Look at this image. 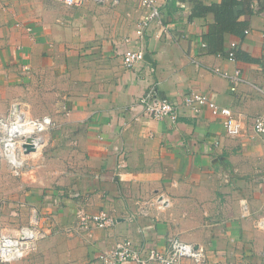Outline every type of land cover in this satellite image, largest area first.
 <instances>
[{
    "label": "crops",
    "instance_id": "crops-1",
    "mask_svg": "<svg viewBox=\"0 0 264 264\" xmlns=\"http://www.w3.org/2000/svg\"><path fill=\"white\" fill-rule=\"evenodd\" d=\"M156 3L161 21L139 38L148 10L134 0H0V117L18 102L58 126L43 154L50 179L23 176L0 190V223L29 225L36 214L49 233L18 264H102L98 254L121 239L164 249L172 236L202 248L207 264H264V135L253 128L264 114V0H237L235 20L222 24L213 14L190 20L191 0L172 15L168 0ZM229 21L245 26L240 35L224 30ZM232 43L236 61L227 58ZM128 48L152 62L126 68L120 52ZM213 68L240 69L246 81L233 93ZM151 91L175 104L192 91L209 95L244 120L245 132L226 136L207 109L182 111L176 122L147 117L137 102ZM157 198L169 201L165 211L130 222ZM79 210H105L116 225L63 245L57 233Z\"/></svg>",
    "mask_w": 264,
    "mask_h": 264
},
{
    "label": "built area",
    "instance_id": "built-area-1",
    "mask_svg": "<svg viewBox=\"0 0 264 264\" xmlns=\"http://www.w3.org/2000/svg\"><path fill=\"white\" fill-rule=\"evenodd\" d=\"M71 6L76 4V0H58ZM104 2L105 0H95ZM142 8L148 10V14L141 21L136 35L142 38L154 21H161V14L156 0H134ZM118 3V0H113ZM248 34V31H245ZM128 38L125 42L129 43ZM205 46V45H204ZM237 43L230 44L227 58L230 61L237 60ZM123 64L126 68H134L137 64L145 61V51L142 49H125L120 52ZM213 72L228 80L231 92H236L238 87L245 83L240 69L234 72L225 71L221 68H213ZM137 105L143 108L145 116L162 121L168 119L176 122L182 111L199 115L204 109L209 110L212 115L221 118L226 136L230 138L241 137L245 132V122L234 112L216 103L213 97L192 91L182 97L180 104H175L172 100L162 98L151 91L140 98ZM19 111V113H18ZM56 124L53 119L46 116L41 118L29 117L26 110L18 102L13 103L7 117H0V160L2 157L8 160V164L15 170L23 168L22 158L25 154L24 145L31 139V143L36 151L39 146L42 150L46 145L45 133ZM253 128L256 134L264 135V114L253 119ZM118 171H123L124 162L117 166ZM16 175L20 174V171ZM156 207L159 211H165L169 207V201L157 198L155 201H147L142 204L141 209L130 217V222L140 223L143 218H147L151 208ZM77 223L64 228V231L73 235L90 232L93 228L108 230L116 225V219L107 211L102 210L96 214H87L84 210L77 213ZM258 226L264 229V219L258 221ZM139 233L145 234L147 230L139 225ZM49 235L40 228L39 219L34 215L28 226H23L17 235L0 234V261L13 262L21 259L36 245L40 239H45ZM97 259L102 264H207V257L202 248H196L193 244L182 241L179 237L172 236L167 240L164 249L157 247H147L135 244L131 239H121L114 247L102 251ZM264 261V258H263Z\"/></svg>",
    "mask_w": 264,
    "mask_h": 264
},
{
    "label": "rangeland",
    "instance_id": "rangeland-1",
    "mask_svg": "<svg viewBox=\"0 0 264 264\" xmlns=\"http://www.w3.org/2000/svg\"><path fill=\"white\" fill-rule=\"evenodd\" d=\"M9 112L5 117H7L9 115ZM28 116L31 117L30 115H28ZM53 121H54V119H53ZM54 123H55V121H54ZM54 129H58V126L55 125L54 127H51L50 130H48L45 133L44 140L46 139V145L42 150L40 149L37 153L36 152L30 153L29 155L24 156L22 158L24 166H23V168H21L19 170L20 171L19 175H16L18 170L11 168V166L8 164V160L6 158L2 157V159L0 160V190H3L4 187L6 186V183H8V182L11 184V186L13 184L15 185V184L20 183L21 182L20 180L23 176L27 177V179L29 181H33V182H35L36 179L37 180H45V181H48L50 179V177H49L50 174H48V173H50V171L47 168L43 169V167H45V165H44L45 159L43 158V154H44L45 149L48 146L49 136L51 135V132ZM46 172H48V173H46ZM49 183L53 184V181H49ZM56 184L57 183L55 182L53 184V186H56ZM2 216H3V211L0 208V217H2ZM2 222L3 223H0V234H4V235H17L18 231L23 226H28L26 224V225H18L16 227H13L12 226L13 223L10 225H5V222L4 221H2ZM71 226H73V225H71ZM66 227H69V226H64L61 229V231H59L57 233V235H59L60 238L62 239L61 240L62 242H60V243L63 245H64V243H68L69 241L75 239L73 234H70V233H67L64 231V228H66ZM47 237L45 239H41V240L39 239L36 242L35 247L33 249H31L26 255H24L23 258L18 259V260L13 261V262H2V261H0V264H18L22 260L31 259L32 257L35 256L38 245L47 241L48 240Z\"/></svg>",
    "mask_w": 264,
    "mask_h": 264
},
{
    "label": "trees",
    "instance_id": "trees-1",
    "mask_svg": "<svg viewBox=\"0 0 264 264\" xmlns=\"http://www.w3.org/2000/svg\"><path fill=\"white\" fill-rule=\"evenodd\" d=\"M181 0H168L167 11L168 14L172 15L174 10L177 7V3ZM193 4L192 13L190 16V20L195 18L205 17L209 14H213L216 17V21L218 24H222L227 20H235L234 18V5H237V0H229L228 2H224L220 5H205L200 0H191ZM228 25H224V30L230 31L234 35H240L241 30L245 27L243 24L230 23ZM237 57H239V49L236 50Z\"/></svg>",
    "mask_w": 264,
    "mask_h": 264
},
{
    "label": "water",
    "instance_id": "water-1",
    "mask_svg": "<svg viewBox=\"0 0 264 264\" xmlns=\"http://www.w3.org/2000/svg\"><path fill=\"white\" fill-rule=\"evenodd\" d=\"M145 61H147L149 63L152 62L149 55L145 56ZM30 143H31V139H29L28 143L24 145L25 154H30V153L36 152V148Z\"/></svg>",
    "mask_w": 264,
    "mask_h": 264
},
{
    "label": "bare ground",
    "instance_id": "bare-ground-1",
    "mask_svg": "<svg viewBox=\"0 0 264 264\" xmlns=\"http://www.w3.org/2000/svg\"><path fill=\"white\" fill-rule=\"evenodd\" d=\"M18 113H19V111H18ZM40 148H41V147L39 146V148H38V150L36 151V153L40 150ZM33 153H35V152H33Z\"/></svg>",
    "mask_w": 264,
    "mask_h": 264
}]
</instances>
